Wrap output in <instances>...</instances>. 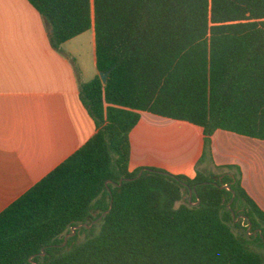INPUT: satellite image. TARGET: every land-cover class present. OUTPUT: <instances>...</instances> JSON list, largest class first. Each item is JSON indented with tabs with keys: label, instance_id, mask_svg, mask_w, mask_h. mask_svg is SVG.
Listing matches in <instances>:
<instances>
[{
	"label": "trees",
	"instance_id": "obj_1",
	"mask_svg": "<svg viewBox=\"0 0 264 264\" xmlns=\"http://www.w3.org/2000/svg\"><path fill=\"white\" fill-rule=\"evenodd\" d=\"M28 1L56 49L94 28L80 99L97 131L0 213V264H264V213L236 174L129 171L142 111L264 140V0Z\"/></svg>",
	"mask_w": 264,
	"mask_h": 264
},
{
	"label": "crops",
	"instance_id": "obj_2",
	"mask_svg": "<svg viewBox=\"0 0 264 264\" xmlns=\"http://www.w3.org/2000/svg\"><path fill=\"white\" fill-rule=\"evenodd\" d=\"M50 33L28 0H0V213L97 131L80 99L98 74L94 28L58 49ZM130 143V172L236 174L264 213V140L221 129L206 139L195 124L142 111Z\"/></svg>",
	"mask_w": 264,
	"mask_h": 264
},
{
	"label": "water",
	"instance_id": "obj_3",
	"mask_svg": "<svg viewBox=\"0 0 264 264\" xmlns=\"http://www.w3.org/2000/svg\"><path fill=\"white\" fill-rule=\"evenodd\" d=\"M108 74H109V72L100 73V78H101V80H102V82H103L104 84H105L106 81H107V76H108ZM142 173H143V170L140 172L139 176H140ZM228 189H229V187H228ZM188 190H189V201H191L192 194H193V192L196 193V189H195V187L192 188V189L188 187ZM233 197H234V196H233ZM198 202H199V201H198ZM106 213H108V211L105 212V213H104L99 219H102L103 216H104ZM233 217H234V214H233ZM94 223H95V222H93V223L90 224V225L83 224V225H79V226L73 227V228L71 229L72 232H71L70 234H67V235H66V237H65V243H66L67 239L69 238V236H74V235L76 234V233H75V230H80L82 227H85V228L90 229V228L94 225ZM251 228H252V225L249 224V228H248V230H250ZM254 233H255V234H259L261 237L263 236V232H262L261 229H257V230H255ZM41 255L44 256L45 253L43 252V253H41ZM29 262H30V263H33L32 258H30Z\"/></svg>",
	"mask_w": 264,
	"mask_h": 264
},
{
	"label": "rangeland",
	"instance_id": "obj_4",
	"mask_svg": "<svg viewBox=\"0 0 264 264\" xmlns=\"http://www.w3.org/2000/svg\"><path fill=\"white\" fill-rule=\"evenodd\" d=\"M212 181L216 182V181H218V180H216V179L213 178ZM184 199H188V200H189L188 195H185V196H184ZM236 222H238V221H236ZM96 223H97V222H95L94 225H95ZM94 225H93V226H94ZM93 226H92L90 229H92ZM246 226H247L246 222L241 221V223H240V227H239L238 229H236L237 232L240 233V234H243V233L245 232V229H244V228H245ZM75 235H76V234H75ZM80 235H81V234H80ZM66 245H67V242L64 243L63 245H59V248H64V247H66ZM262 253H264V251H262Z\"/></svg>",
	"mask_w": 264,
	"mask_h": 264
}]
</instances>
